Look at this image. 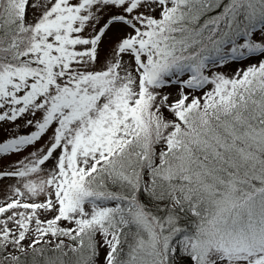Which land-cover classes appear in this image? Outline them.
<instances>
[{
	"label": "snow or ice",
	"instance_id": "6c2138e0",
	"mask_svg": "<svg viewBox=\"0 0 264 264\" xmlns=\"http://www.w3.org/2000/svg\"><path fill=\"white\" fill-rule=\"evenodd\" d=\"M0 193V264H264V0H0Z\"/></svg>",
	"mask_w": 264,
	"mask_h": 264
},
{
	"label": "rangeland",
	"instance_id": "374dc122",
	"mask_svg": "<svg viewBox=\"0 0 264 264\" xmlns=\"http://www.w3.org/2000/svg\"><path fill=\"white\" fill-rule=\"evenodd\" d=\"M234 69H235V66L234 65H230V66H226L223 70L225 71V73L231 75L232 72L234 71ZM32 130H34V129H32ZM22 131L23 132H27L29 130L28 129H22ZM12 159H15V157H12ZM2 195H3V193H0V196H2Z\"/></svg>",
	"mask_w": 264,
	"mask_h": 264
},
{
	"label": "trees",
	"instance_id": "16d2710c",
	"mask_svg": "<svg viewBox=\"0 0 264 264\" xmlns=\"http://www.w3.org/2000/svg\"><path fill=\"white\" fill-rule=\"evenodd\" d=\"M235 66V68L237 67V65H234Z\"/></svg>",
	"mask_w": 264,
	"mask_h": 264
}]
</instances>
